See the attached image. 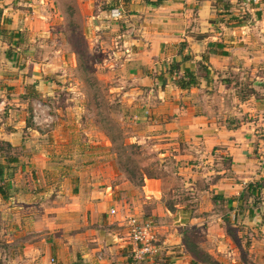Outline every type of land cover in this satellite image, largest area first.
<instances>
[{
	"label": "crops",
	"instance_id": "1",
	"mask_svg": "<svg viewBox=\"0 0 264 264\" xmlns=\"http://www.w3.org/2000/svg\"><path fill=\"white\" fill-rule=\"evenodd\" d=\"M160 1L153 6L114 0L103 12L110 17L120 11L115 19L121 25L115 38L120 50L111 63L128 73L120 89L125 99L148 100L138 101L139 119H149L146 126L178 140L171 145L183 147L182 158L191 159L190 150L206 151L221 166L225 157L228 168L214 171L210 189L229 203L218 219L219 235L209 237L208 253L221 264H264V203L240 199L250 183L264 182V13L258 6L242 5L243 0ZM24 2L0 0L10 30L19 33L24 30L20 16L22 22L31 20L20 8ZM13 47L0 40V146L9 143L15 159L9 163L0 147L5 167L0 264H192L193 254L177 235L182 220L176 225L177 213L187 208L166 204L161 179L145 173L140 190L152 200L144 219L156 222L159 253L135 263L128 218L120 216L110 191L91 190L75 175L56 171L46 133L29 124L28 110L35 94L54 93L45 79L50 67L23 59ZM183 56L190 59L178 74L168 76L171 64ZM186 69L198 75V85L182 90L177 82ZM263 200L264 189L257 201ZM136 207L133 201L128 204L144 212ZM243 240L250 246L249 261L240 257Z\"/></svg>",
	"mask_w": 264,
	"mask_h": 264
},
{
	"label": "rangeland",
	"instance_id": "2",
	"mask_svg": "<svg viewBox=\"0 0 264 264\" xmlns=\"http://www.w3.org/2000/svg\"><path fill=\"white\" fill-rule=\"evenodd\" d=\"M27 1L20 8L31 20L22 22L20 16L23 41L11 49L25 60L50 67L45 79L54 93L34 96L28 110L29 124L43 127L46 133L47 150L56 171L75 175L78 183L91 190L110 191L118 201L116 210L121 217L140 220H145L153 204L131 179L151 173L162 180L168 206L187 208V212L177 213L180 221L176 225L181 220L184 224L177 228V235L199 251L208 252L209 237L219 235L218 219L228 208L226 201L214 200L210 188L216 178L214 171L228 168V161L223 157L220 166L214 153L196 149H189L191 159L182 158L183 147L171 145L178 140L146 126L144 122L149 119H139L143 115L138 112V101L148 104V100L124 98L120 87L126 85L123 81L128 73L111 65L114 53L120 50L115 39L121 30L115 21L120 14L107 17L103 13L110 11L114 0ZM39 102L49 110L38 112L37 117L34 109ZM132 201L144 212L128 208ZM256 203L262 205L264 200ZM238 248L240 257L249 261L246 241L238 243Z\"/></svg>",
	"mask_w": 264,
	"mask_h": 264
},
{
	"label": "trees",
	"instance_id": "3",
	"mask_svg": "<svg viewBox=\"0 0 264 264\" xmlns=\"http://www.w3.org/2000/svg\"><path fill=\"white\" fill-rule=\"evenodd\" d=\"M144 1L147 4L153 5V6H159L161 1L157 0V1H152V0H141ZM10 20L5 18L3 15V11L0 10V40H2L3 42H6L10 47L12 45H14L15 47L19 46L22 44V33L19 32H15V31H10L7 26L10 24ZM226 54V53H224ZM190 58L188 56H183L182 62H174L171 64V68L167 71L168 76L172 77L175 75V73H179L180 69H181V64L184 62H187ZM202 75L205 76V70L202 68ZM201 74V73H200ZM199 74V75H200ZM205 74V75H204ZM198 75L195 74L194 71L190 70V69H186L184 71V76H182L181 78L178 79V86L180 87V89L182 90H188L191 88H194L198 85ZM31 88V87H30ZM33 91H35V88H32ZM35 96H38L35 94ZM115 143V142H113ZM2 149V154H7L8 158H9V163L15 162V159L10 157L11 152L13 151V147L6 142H3L2 145L0 146ZM0 149V150H1ZM4 151V152H3ZM4 170L5 167H3L2 165H0V182L4 179L3 175H4ZM150 174V175H149ZM145 175V174H144ZM144 175L142 174V176L140 178L134 177L131 179V181L133 183L137 182V186L142 188L144 186ZM146 175L148 177H154L151 173H146ZM264 189V182H254V183H250L247 188L245 189V192L241 195L240 199L242 201L248 200L249 198H255L256 202H258V198H260L262 190ZM0 193L2 195H4V189L3 186L0 185ZM214 200L218 201V200H223V198H221L219 195L214 196ZM227 203H229V201H227ZM172 208V207H170ZM226 222H231V219H226ZM229 224V223H228ZM185 240V239H184ZM185 244L187 245V247L189 248L190 252L193 254L194 256V260L192 264H221L218 260H216L214 257H212L208 252H203V251H199L198 247L192 245V244H187L185 242Z\"/></svg>",
	"mask_w": 264,
	"mask_h": 264
},
{
	"label": "built area",
	"instance_id": "4",
	"mask_svg": "<svg viewBox=\"0 0 264 264\" xmlns=\"http://www.w3.org/2000/svg\"><path fill=\"white\" fill-rule=\"evenodd\" d=\"M246 5L258 6L260 11L264 13V0H243ZM112 13L120 14L119 10H115ZM114 16V15H113ZM37 108L34 109V113L38 117L40 113L49 110V107H45L40 102L36 104ZM36 116L34 115V122H37ZM112 214L116 213L115 209H112ZM130 226V234L132 242L134 244L133 249V261L135 263H141L146 259L157 255L159 253V246L156 239V227L153 221L140 220L136 217L128 219Z\"/></svg>",
	"mask_w": 264,
	"mask_h": 264
}]
</instances>
